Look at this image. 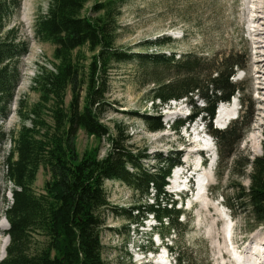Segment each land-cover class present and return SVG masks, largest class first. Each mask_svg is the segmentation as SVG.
I'll use <instances>...</instances> for the list:
<instances>
[{"label":"trees","instance_id":"obj_1","mask_svg":"<svg viewBox=\"0 0 264 264\" xmlns=\"http://www.w3.org/2000/svg\"><path fill=\"white\" fill-rule=\"evenodd\" d=\"M89 1L52 0L47 13L36 20V38L54 47L55 69L42 68L35 81L39 100L25 113L19 109L23 125L17 135L10 136L6 176L14 187L12 203L4 210L10 225L5 232L9 244L0 264H107L102 241L105 212L111 206L104 187L107 180H120L140 197L127 211L130 224L139 226L152 215L158 221L157 230L168 219V230L182 231V209L165 189L173 168L181 164V155L158 154L155 169H147L144 161L150 154L135 147L128 127L116 125L113 135L102 121L113 107L108 98L112 66L122 62H141L145 75L152 76L151 100L153 105L158 101L157 115L140 116L150 131L167 128L160 112L170 100L201 98L204 106L193 105L194 116L203 114L210 120L220 156L233 157L228 171L244 174L251 167L249 186L239 185L237 197H227L225 203L247 224L246 233L264 227V139L262 153L254 158L238 155L237 149L252 123L254 105L243 95L236 120L224 130L212 123L218 103L244 91L231 80L241 61L233 59L234 54L211 59L191 52L177 57L176 53L124 50L116 45L122 0L95 4L94 16L83 13ZM19 6L20 0H0V122L9 115L20 76L18 62L29 48L27 41L18 39L15 27L1 38L6 20ZM170 41L162 38L154 45L161 48ZM207 65H212L208 72ZM171 71L178 76L164 79L162 74ZM68 91L69 104L65 101ZM184 122L179 119L173 129L179 132ZM81 130L89 137L106 139L107 154L103 156L99 147L80 152L76 139ZM5 137L0 131V141ZM41 168L50 177L37 193L33 183ZM150 240L149 249H153ZM170 248L176 252L175 246ZM177 262L195 264L180 254Z\"/></svg>","mask_w":264,"mask_h":264},{"label":"rangeland","instance_id":"obj_2","mask_svg":"<svg viewBox=\"0 0 264 264\" xmlns=\"http://www.w3.org/2000/svg\"><path fill=\"white\" fill-rule=\"evenodd\" d=\"M51 1L20 0V6L6 20V28L1 35L4 38L7 30L15 27L18 39L27 41L29 48L18 62L20 76L9 115L0 122V131L6 135L0 141V238L6 236L5 232L9 229H2V225L8 223L4 210L13 198L11 189L14 184L6 176V158L12 146L10 136L17 135L23 125L19 109L22 108L25 113L39 100L40 93L36 90L35 81L42 68L55 69L53 45L37 39L34 33L36 20L47 13ZM107 1L90 0L83 13L94 16L96 13L91 10L92 7ZM122 3L117 18L116 45L119 48L134 53H176L177 57L191 52L211 59L234 54L233 59L241 61L242 66L235 68V76L231 78L244 88L243 92L236 94L239 110L241 95L251 101L254 107L252 123L237 148L238 155H249L251 158L260 155L264 139V0H122ZM162 38L171 41L161 48L155 46L154 43ZM87 56L91 54L87 52ZM204 67L208 72L212 65ZM145 69L137 61L112 66L108 98L113 107L103 115L102 121L113 135L116 134V125L128 127L135 147L150 154V158L144 161L147 169H155L158 154L169 157L179 153L183 169L190 171L196 184L192 193L188 194V200L183 205H177V208L183 209L179 219L183 222L182 231L178 232L168 230L171 225L168 219L157 230L152 215L139 226L130 224L127 211L140 197L120 180H107L104 187L111 206L105 212L106 224L102 231L104 259L107 264H168L172 256L168 258L163 249H158L157 253L146 251L152 237L155 248H158L160 240L168 239L172 242L176 247L173 254L175 260L180 254L192 259L195 264H234L233 258L226 252L229 249L241 254L242 249L237 251L232 242L253 241L257 245L264 241V227L246 233L247 224L240 216H234L225 203L227 197H237L239 185L246 188L249 186L251 167L244 174H238V170L231 173L228 167L233 157L226 159V154H218L215 160V149L208 136L190 134L189 130L185 132L184 129L176 132L171 124L172 115L182 118L191 110L190 105L186 106L184 102H168L164 105L160 113L167 128L150 131L140 116L157 115L154 105L158 101L152 104L151 90L154 84L152 76L145 75ZM178 74L171 71L162 75L164 79H169ZM65 101L67 104L71 101V91H68ZM20 102H23L22 106ZM191 102L203 106L198 96H194ZM29 123L26 120V125ZM213 125L215 127L214 122ZM195 139H203V146L210 148L211 152L201 156L192 151L194 146L190 142ZM76 145L80 152L99 147L103 156L110 146L106 139L89 137L83 130L79 131ZM181 169H176V175L170 178V185L165 188L170 195L180 190L185 180L178 177L177 171ZM199 175L208 178V191L199 187ZM49 177L44 169L39 170L33 183L37 193L43 191ZM178 197L172 195L174 199ZM152 198L148 202L151 203ZM240 210L243 211V206H240ZM4 257H1L0 246V260Z\"/></svg>","mask_w":264,"mask_h":264},{"label":"bare ground","instance_id":"obj_3","mask_svg":"<svg viewBox=\"0 0 264 264\" xmlns=\"http://www.w3.org/2000/svg\"><path fill=\"white\" fill-rule=\"evenodd\" d=\"M239 109L240 107L237 104L236 99L234 101H231L224 108H220L218 124L220 126H224V124H228L229 121H231V119L233 120L237 118L239 115V111H240ZM203 141H204L203 139L192 140L190 142V145L196 146V149H193L192 151H195L196 153H199V154H203V151L205 150V148H207V146L206 147L203 146L204 145ZM211 166H214V164H212ZM8 228H9L8 223L5 225H2V229L7 230ZM0 242H1V245H0L1 246V257H4V255L6 254V248L9 242L8 236L4 235L3 238H0ZM236 245L239 249H242L241 254L232 253L229 249L226 252L227 255H230L233 258L234 264H264V251L261 250L262 246H264V241H261L260 244H257V245H255L253 241L237 242ZM258 246H259V249H258Z\"/></svg>","mask_w":264,"mask_h":264}]
</instances>
